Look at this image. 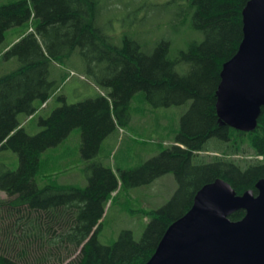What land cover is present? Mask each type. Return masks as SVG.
I'll list each match as a JSON object with an SVG mask.
<instances>
[{
    "label": "trees",
    "instance_id": "16d2710c",
    "mask_svg": "<svg viewBox=\"0 0 264 264\" xmlns=\"http://www.w3.org/2000/svg\"><path fill=\"white\" fill-rule=\"evenodd\" d=\"M184 1L186 9L175 16L183 25L190 20L203 40L192 41L176 58L168 40L151 54L130 37L114 44L99 25L100 0L0 1V48L9 30L26 28L3 50L19 67L0 78V151L17 153L19 167L0 166V193L7 195L0 198V264H147L205 185L222 179L238 196L257 194L264 179V108L255 130L242 132L226 125L216 107L223 66L244 38L243 11L250 0ZM75 56L104 94L75 104L59 96L62 105L41 117L42 130L30 135L21 117L35 118L62 92L52 66ZM61 77L63 85L70 78ZM139 93L154 109L189 105V110L172 132V146L137 168L115 173L95 160L110 135L130 126L131 103ZM75 130L85 186L48 175L70 160L58 150ZM167 174L175 176L178 189L164 206L140 212L149 221L141 240L125 230L103 245L98 237L110 203ZM245 216L240 210L230 219Z\"/></svg>",
    "mask_w": 264,
    "mask_h": 264
},
{
    "label": "rangeland",
    "instance_id": "374dc122",
    "mask_svg": "<svg viewBox=\"0 0 264 264\" xmlns=\"http://www.w3.org/2000/svg\"><path fill=\"white\" fill-rule=\"evenodd\" d=\"M0 1L2 4L9 2ZM100 6L99 25L116 45L122 44L124 37H130L139 42L146 53L151 54L160 41L168 40L172 44L171 58H176L180 51L187 49L189 43L203 40L201 33L193 29L190 20L183 25L179 16H175L178 9L180 12L186 9L184 0H100ZM25 31V27H15L7 32L4 45L0 48V78L19 67L16 58H4L3 50L17 42ZM77 61L78 56H75L71 63L52 66V79L59 83L62 92H58V96L50 101L46 109L40 110L35 118L21 117L30 135H36L42 130L39 125L41 117H49L62 105L59 96H65L68 104H75L103 93L83 74L82 68L76 64ZM70 68L76 74H72ZM62 73L70 76L64 85ZM141 95L139 93L131 103L130 126L110 135L102 145L100 156L95 160L103 162L115 173H118V169L137 168L172 146L175 141L172 132L179 130L181 119L189 110V105L154 109ZM79 145L80 133L75 130L58 150L65 156H71L70 160L62 162L54 172L48 174L50 177L81 186L87 184L84 171L86 164L79 156ZM0 166L17 169L19 156L12 150L0 151ZM42 180L39 178L38 182L44 184ZM177 189L175 176L167 174L148 186L122 192L118 200L113 205L110 203L107 208L99 241L103 245H111L125 230L132 231L135 240L140 241L149 222L148 217L140 212L164 206L173 198ZM0 198H7V195L0 193Z\"/></svg>",
    "mask_w": 264,
    "mask_h": 264
},
{
    "label": "water",
    "instance_id": "95a60500",
    "mask_svg": "<svg viewBox=\"0 0 264 264\" xmlns=\"http://www.w3.org/2000/svg\"><path fill=\"white\" fill-rule=\"evenodd\" d=\"M243 32L237 54L223 66L216 107L226 125L252 132L264 108V0L248 2ZM256 189L238 196L222 179L205 185L147 264H264V179ZM240 210L246 216L232 221Z\"/></svg>",
    "mask_w": 264,
    "mask_h": 264
},
{
    "label": "built area",
    "instance_id": "2783aa9c",
    "mask_svg": "<svg viewBox=\"0 0 264 264\" xmlns=\"http://www.w3.org/2000/svg\"><path fill=\"white\" fill-rule=\"evenodd\" d=\"M260 159H262V157H260Z\"/></svg>",
    "mask_w": 264,
    "mask_h": 264
}]
</instances>
